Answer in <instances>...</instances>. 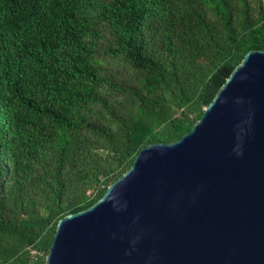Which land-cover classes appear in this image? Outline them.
Here are the masks:
<instances>
[{"label":"trees","instance_id":"1","mask_svg":"<svg viewBox=\"0 0 264 264\" xmlns=\"http://www.w3.org/2000/svg\"><path fill=\"white\" fill-rule=\"evenodd\" d=\"M253 49L262 0H0V264H44L58 221L188 132Z\"/></svg>","mask_w":264,"mask_h":264},{"label":"water","instance_id":"2","mask_svg":"<svg viewBox=\"0 0 264 264\" xmlns=\"http://www.w3.org/2000/svg\"><path fill=\"white\" fill-rule=\"evenodd\" d=\"M44 264H264V50L245 53L193 127L144 146Z\"/></svg>","mask_w":264,"mask_h":264},{"label":"rangeland","instance_id":"3","mask_svg":"<svg viewBox=\"0 0 264 264\" xmlns=\"http://www.w3.org/2000/svg\"><path fill=\"white\" fill-rule=\"evenodd\" d=\"M264 2V0H262Z\"/></svg>","mask_w":264,"mask_h":264}]
</instances>
